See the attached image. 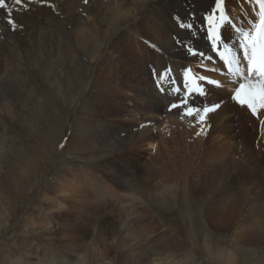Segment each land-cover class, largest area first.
Masks as SVG:
<instances>
[{
    "label": "rangeland",
    "instance_id": "obj_1",
    "mask_svg": "<svg viewBox=\"0 0 264 264\" xmlns=\"http://www.w3.org/2000/svg\"><path fill=\"white\" fill-rule=\"evenodd\" d=\"M6 3L0 264H264V113L237 109L222 84L192 80L208 72L183 78L181 69L200 61L166 56L176 49L179 22L163 20L156 0ZM152 8L156 25L147 38L141 22ZM160 37L162 72L150 49ZM187 42L180 48L200 52L196 37ZM165 72L171 76L161 79ZM145 78L156 81L158 98L149 113ZM186 79L205 90L188 98L193 108L220 107L203 121L173 114L166 126L159 113L181 110L171 106L184 99ZM101 86L118 96L117 113L103 110ZM177 87L183 91H170ZM146 122L163 137L151 136ZM81 171L93 173V196L81 193L89 189Z\"/></svg>",
    "mask_w": 264,
    "mask_h": 264
},
{
    "label": "bare ground",
    "instance_id": "obj_2",
    "mask_svg": "<svg viewBox=\"0 0 264 264\" xmlns=\"http://www.w3.org/2000/svg\"><path fill=\"white\" fill-rule=\"evenodd\" d=\"M10 1V0H9ZM34 1H37L38 0H34ZM41 1V0H39ZM157 1V4H156V8L155 10L157 12H160V14L162 15V19L163 20H171L172 22L173 21H178L179 22V25L177 26L178 28V32H179V36H178V43H175L174 44V47H176L175 51L171 54L170 52H166V56H170L171 60H174L176 62H178L179 60L178 59H185L187 57L189 58H192L194 61H200L199 63H194L195 65H193L194 67H191L189 68L191 70V73H194L193 72V69H199V70H202L204 72H208L210 74V76H205L207 77L206 79V82L207 80H215L217 81L219 84H222V86H225L229 91H231L232 93V88H233V85L230 83L229 79L226 77V75H224L223 73V76L220 75V72L217 70L216 67H218L219 65L221 66V63L219 61V57L218 55L213 52L211 50V42L210 40L208 39V27H209V24H208V19L207 17L212 14L213 12V9L215 8V3H214V0H156ZM26 2V1H25ZM33 2V1H32ZM49 2V1H48ZM71 3V2H70ZM69 3V4H70ZM116 3V2H115ZM62 4V3H61ZM94 4H97L94 3ZM99 4V3H98ZM17 5V4H16ZM33 5L35 6L34 2H33ZM117 5V3H116ZM39 8L40 7H45V6H41V5H38ZM64 6V5H63ZM76 6V4H75ZM123 7V6H122ZM58 8V6H57ZM61 8V6H60ZM65 8V7H64ZM225 8H226V11L229 13L233 23L235 25H237L238 27H244L246 25V22L247 20L250 18L251 16V6L249 5L248 3V0H225ZM43 10V8H41ZM66 9V8H65ZM65 9H63L65 11ZM62 10V11H63ZM75 10V9H74ZM153 10L150 9L149 12L150 14L148 15H145V21H142L141 22V26H142V32L145 33V35L147 36V38H149V35L151 34L150 33V30H154V26L156 25V22L153 21ZM40 11V10H39ZM46 11V10H44ZM87 12V11H86ZM121 12V11H120ZM122 15L123 12H121ZM66 15V14H65ZM49 16V15H48ZM70 17V16H69ZM116 17V15H115ZM130 17V16H129ZM161 17V16H160ZM68 18V17H67ZM126 18V17H125ZM125 18H123L122 20H125ZM68 20V19H67ZM127 24L130 23V21L132 20H129L128 18V14H127ZM115 22V21H114ZM117 22H115L116 24ZM184 24V25H188V24H191L192 27L191 28H188V27H181V24ZM114 24V25H115ZM125 24V25H127ZM130 24H133V21L132 23ZM137 24V23H136ZM203 24H206V27L205 28H202L201 30V26ZM73 25V24H72ZM83 25V24H82ZM81 25V26H82ZM83 29V28H82ZM78 30V29H77ZM128 30V29H127ZM85 31V30H84ZM87 31V30H86ZM83 32V31H82ZM159 32V31H158ZM223 32V36L226 38V40H228L229 43H231L234 39H235V32L230 28V27H226L222 30ZM168 33V32H167ZM44 34H47V33H44ZM43 34V37H45ZM83 34H86V33H83ZM135 34V33H134ZM156 34V33H155ZM160 34V33H159ZM91 35V34H90ZM152 35V34H151ZM166 35V34H165ZM188 36H193V37H196V45L198 46V48H200V52H203L205 54V57H212L211 60L207 59V58H202L200 57L199 55L198 56H190L191 54L187 51V50H183V48L181 49L180 48V45L181 46H185V47H188V42H187V37ZM21 37H23L21 35ZM48 37V36H47ZM83 37H85L83 35ZM157 37V36H156ZM168 37V36H166ZM88 38V37H86ZM146 38V37H145ZM191 38V37H190ZM25 39V38H24ZM47 39V38H46ZM58 39H60L59 41H61V38L59 37ZM161 39V37H160ZM156 39V42L153 44V46L150 48L154 51H156V55H157V58H156V63L155 65L157 66L158 70L162 72V54L164 53H161V48H162V44H163V41L161 39ZM19 40V39H18ZM79 40V39H78ZM85 40V39H84ZM143 40V39H142ZM145 40V39H144ZM150 40V39H149ZM170 40V39H169ZM48 41V40H47ZM56 41H58L56 39ZM15 42V41H14ZM29 42V41H27ZM32 42V41H31ZM44 42V41H43ZM64 42V41H63ZM83 42V41H82ZM144 42V41H143ZM147 42V41H146ZM165 42V41H164ZM171 42V41H170ZM169 42V43H170ZM205 46H204V44ZM23 43V42H22ZM57 43V42H56ZM60 44V43H59ZM64 44V43H63ZM61 45L62 47L64 45ZM166 44V43H165ZM58 46V45H56ZM66 46V45H65ZM151 46V45H150ZM171 46V45H170ZM59 48V49H64V48ZM68 48V47H67ZM129 48V47H128ZM167 48V47H166ZM47 49V48H45ZM58 49V50H59ZM165 49V48H164ZM208 49V50H207ZM57 50V49H56ZM173 50V49H172ZM43 51V50H42ZM46 52V51H45ZM188 52V53H187ZM61 54H63V52L61 51ZM143 54V53H142ZM129 55V54H128ZM215 59H216V65H213L215 64ZM128 60V59H127ZM132 60V59H131ZM189 61V60H188ZM172 62V61H171ZM213 62V64L211 63ZM131 63V62H130ZM192 63V62H191ZM174 64H178V63H174ZM178 66V65H176ZM216 66V67H215ZM110 67V66H109ZM187 67V65H186ZM139 68V67H138ZM178 69V68H177ZM180 70V69H179ZM197 70V71H199ZM176 72V71H175ZM224 72V71H223ZM197 73V72H196ZM222 73V72H221ZM145 74V72L143 73ZM171 74V73H170ZM181 74L183 76V78H187L185 76V71L183 69H181ZM202 74V73H201ZM200 74V76H201ZM171 76V75H169ZM196 76H199V75H195ZM133 79V78H132ZM101 80V79H100ZM104 80V78H103ZM154 81V85L156 83L155 80H150L148 78H145V88L142 89V96H143V100H144V106H145V111H147L148 113L151 111V106L153 104V102L158 99L156 97V95L153 96V90H152V82ZM200 81V80H198ZM18 82V81H17ZM167 82V81H166ZM107 83V82H106ZM160 83V82H159ZM193 83V82H192ZM134 84V82H133ZM229 84V85H228ZM105 85V84H104ZM127 85V83H126ZM160 87V86H159ZM169 87V86H168ZM204 87V86H203ZM105 88V87H104ZM184 88V87H183ZM207 88V87H206ZM221 88V87H220ZM101 90V97L106 99L105 100V104L106 106L104 107V111L107 113V114H112V110H114L116 113L118 112V108L115 107L114 104H116L115 102V99L114 98H117L118 96L114 94V91L113 89L111 88H108L107 87V92H104L103 89H102V86L101 88H98ZM121 92L127 94V88L126 89H121L119 88ZM141 89V88H140ZM171 89V88H170ZM168 90V89H167ZM169 91V90H168ZM171 92L174 91V89L172 88L170 90ZM183 91V90H181ZM226 91V90H225ZM99 92V90H98ZM155 92V91H154ZM185 92H187V89H185ZM15 93V91H14ZM100 94V92H99ZM193 94V93H192ZM192 94L190 97H192ZM196 94V93H195ZM100 95L96 96V98H98ZM106 96H109L106 97ZM184 97V96H183ZM108 99V100H107ZM183 99V98H182ZM205 99V98H204ZM127 100V99H126ZM179 100V99H178ZM192 100V99H191ZM190 100V101H191ZM189 102V105L188 107H193L191 106V102ZM200 101V100H199ZM151 104H150V103ZM194 103V102H193ZM192 103V104H193ZM218 103V102H217ZM195 106H196V103H194ZM237 109L239 108H243L241 107L238 103H235ZM238 104V105H237ZM131 106V105H130ZM187 106V105H186ZM240 106V107H239ZM159 107V106H158ZM157 107V108H158ZM184 108L185 106L181 107V110L178 111L177 109L176 110H170L168 109V111H165L164 109L162 110V112L159 113V115H164L163 117H161L162 121L160 120V117L158 120H160L164 125L168 126L170 125V121H171V117L173 114H177L179 116V118H183L184 116ZM247 110V107L245 106L243 108V110ZM101 110V109H100ZM135 110V109H134ZM223 110V109H222ZM242 110V111H243ZM93 111V110H92ZM240 111V110H239ZM157 112V111H155ZM166 112H168V114H165ZM248 112V110H247ZM129 113V112H128ZM217 113V112H216ZM264 113V109H261L260 112L258 114H263ZM137 114V113H136ZM158 114V113H157ZM132 115V114H131ZM128 116V115H127ZM259 116V115H258ZM132 117V116H131ZM174 117V116H173ZM134 118V117H133ZM155 118H156V115H155ZM154 118V119H155ZM175 118V117H174ZM149 119V118H148ZM129 120V118H128ZM156 120V119H155ZM174 120H179V119H174ZM130 121L132 122V120L130 119ZM151 121V120H150ZM161 122H159L158 124H160ZM142 123V121H141ZM155 123V122H152V124ZM134 124V123H133ZM157 124V123H155ZM168 124V125H167ZM143 127L145 128L146 131L149 132V134L152 136L153 134L152 133H156V130L155 128H153L152 126L150 127V124L146 122V124H142ZM125 126V125H124ZM154 132H153V130ZM126 131V130H125ZM159 130H157L158 132ZM158 133H160L161 135V132L159 131ZM154 137V136H153ZM161 137H163L161 135ZM121 141V140H119ZM126 142V141H125ZM94 145V144H93ZM96 145V144H95ZM99 146V145H98ZM91 147V146H90ZM95 147V146H94ZM89 148V147H88ZM79 149V148H78ZM83 149V148H82ZM87 150V149H86ZM85 150V151H86ZM89 150H91L89 148ZM113 150V149H112ZM116 150V149H115ZM93 151V149H92ZM98 151V149H97ZM111 151V150H110ZM93 153V152H92ZM96 155V153H95ZM114 155V154H113ZM112 155V156H113ZM111 156V157H112ZM98 159L99 163H102L104 164V162L106 161L105 159L101 158L100 155H98ZM101 164L97 165V167H99ZM92 171L91 172H86V173H83L81 171V174H78L79 177H81L83 179L84 182H86L87 184V187L89 189L87 190H84L82 191L81 193L85 194V195H90V196H93L95 191H96V188H95V185H94V182L92 180H90V177H92ZM119 184V183H118ZM103 192V191H102ZM102 195L104 196V194L102 193ZM47 201V200H46ZM92 205H90L91 207ZM88 208V207H86ZM156 253V252H155Z\"/></svg>",
    "mask_w": 264,
    "mask_h": 264
},
{
    "label": "snow or ice",
    "instance_id": "obj_3",
    "mask_svg": "<svg viewBox=\"0 0 264 264\" xmlns=\"http://www.w3.org/2000/svg\"><path fill=\"white\" fill-rule=\"evenodd\" d=\"M85 3L88 0H84ZM14 4H20L21 0H13ZM215 8L208 19V39L211 42V50L215 52L226 67V73L230 83L233 85L230 99L235 100L241 107H247L253 116L259 118L258 113L264 109V0H248L251 6V16L244 27L235 25L225 8V0H214ZM0 8H8L6 0H0ZM9 23H13L9 21ZM181 27L191 28L192 25L181 24ZM230 27L235 32V39L229 43L223 36L222 30ZM189 53L193 56L199 55L209 60L212 57H205L203 52L193 51L189 48ZM191 70H186L185 76L188 77ZM165 72L161 79L168 77ZM207 77H192V80L204 81ZM170 83L175 81L169 80ZM209 84L217 87L220 84L215 80H207ZM184 87L187 89L184 99L180 105L173 104L172 108L187 105L188 98L193 92L203 96L205 90L200 85L190 86L186 79ZM179 93V87L174 89ZM219 104L203 109L185 107L184 115L198 116L200 121L206 119V114L219 108ZM203 113V114H202ZM264 124V120H261ZM199 134V133H198ZM63 147V145H61Z\"/></svg>",
    "mask_w": 264,
    "mask_h": 264
}]
</instances>
